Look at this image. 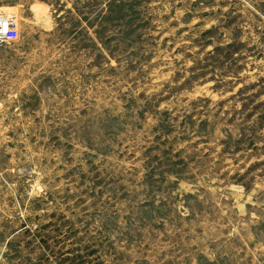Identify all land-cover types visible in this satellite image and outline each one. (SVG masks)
<instances>
[{
  "label": "rangeland",
  "instance_id": "obj_1",
  "mask_svg": "<svg viewBox=\"0 0 264 264\" xmlns=\"http://www.w3.org/2000/svg\"><path fill=\"white\" fill-rule=\"evenodd\" d=\"M0 9V264H264V0Z\"/></svg>",
  "mask_w": 264,
  "mask_h": 264
},
{
  "label": "built area",
  "instance_id": "obj_2",
  "mask_svg": "<svg viewBox=\"0 0 264 264\" xmlns=\"http://www.w3.org/2000/svg\"><path fill=\"white\" fill-rule=\"evenodd\" d=\"M17 30V19L11 13H5L0 9V44L12 40Z\"/></svg>",
  "mask_w": 264,
  "mask_h": 264
},
{
  "label": "trees",
  "instance_id": "obj_3",
  "mask_svg": "<svg viewBox=\"0 0 264 264\" xmlns=\"http://www.w3.org/2000/svg\"><path fill=\"white\" fill-rule=\"evenodd\" d=\"M43 243H44V246L48 247V241L43 240ZM73 258H74L73 260L75 261L74 264H82V262H81V260H82V255L77 254V255H75V257H73ZM76 261H77V262H76Z\"/></svg>",
  "mask_w": 264,
  "mask_h": 264
}]
</instances>
